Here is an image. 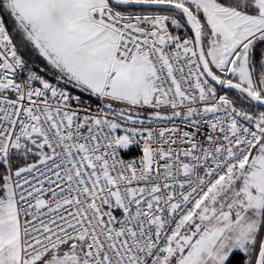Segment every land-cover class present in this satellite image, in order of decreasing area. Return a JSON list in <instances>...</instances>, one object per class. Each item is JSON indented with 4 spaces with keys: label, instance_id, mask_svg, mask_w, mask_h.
Returning a JSON list of instances; mask_svg holds the SVG:
<instances>
[{
    "label": "snow or ice",
    "instance_id": "snow-or-ice-1",
    "mask_svg": "<svg viewBox=\"0 0 264 264\" xmlns=\"http://www.w3.org/2000/svg\"><path fill=\"white\" fill-rule=\"evenodd\" d=\"M0 264H264V0H0Z\"/></svg>",
    "mask_w": 264,
    "mask_h": 264
}]
</instances>
